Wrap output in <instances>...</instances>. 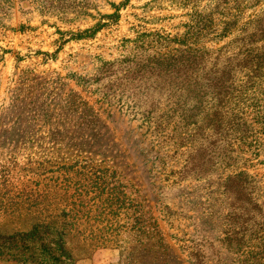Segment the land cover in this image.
Instances as JSON below:
<instances>
[{"label": "rangeland", "instance_id": "rangeland-1", "mask_svg": "<svg viewBox=\"0 0 264 264\" xmlns=\"http://www.w3.org/2000/svg\"><path fill=\"white\" fill-rule=\"evenodd\" d=\"M232 1L0 0V129L23 83L52 104L72 90L91 125L65 116L77 124L45 155L106 164L122 205L116 240L75 264H238L245 241L226 247L227 228L258 249L240 214L264 210V0ZM172 54L171 67L188 55L199 82L165 93L157 74ZM115 73L125 75L118 91L102 90ZM168 96L180 102L173 125L160 117ZM2 221L0 231L30 225ZM0 264L38 263L0 251Z\"/></svg>", "mask_w": 264, "mask_h": 264}, {"label": "trees", "instance_id": "trees-1", "mask_svg": "<svg viewBox=\"0 0 264 264\" xmlns=\"http://www.w3.org/2000/svg\"><path fill=\"white\" fill-rule=\"evenodd\" d=\"M232 2L233 9L239 8L238 1ZM226 8L229 10L224 13L231 10L230 5ZM224 17L220 20L224 21ZM189 49L186 47L182 51L186 53ZM186 56L182 55L180 65L174 67L171 63L178 61V54L169 56L170 65L163 74H157V79L167 80L162 81L166 87L161 91H184L193 81L199 82V75L195 78L189 75L190 69L186 68L191 67L188 65L190 58ZM179 66L183 69L177 70ZM114 75L102 90L114 88L113 93L118 91L125 75ZM33 83L31 81L27 87L23 83L24 88H16L0 129L2 224L15 225L23 221L30 225L27 230L0 231V251L24 263L32 260L38 264H75L87 253L89 246L99 248L116 240L122 205L113 195L114 186L108 174L110 168L106 164L90 155L60 161L45 155L49 149L45 151L44 146L53 148L61 144L71 123L74 126L81 123V127L91 125L85 121L93 111L88 102L71 90L64 104H52L44 99L40 86H32ZM57 95L62 96L59 92ZM165 100L169 106L160 117H166L173 125L180 102L170 96ZM73 113L77 114L74 118L81 114L83 119L76 123L73 121L76 119L65 117ZM90 120L94 121L93 118ZM249 208L250 215L241 213V207L235 210L233 206L227 218L230 222H238L234 216L241 213L240 216L245 217L241 219L249 221L250 239H260L258 249L250 248L249 240L245 238L247 232L241 237L238 236L240 233L235 236L230 228L225 229L222 241L229 248L245 241L243 248L237 247L238 264H264V210L260 204H252ZM31 246L41 253H26L24 249Z\"/></svg>", "mask_w": 264, "mask_h": 264}]
</instances>
